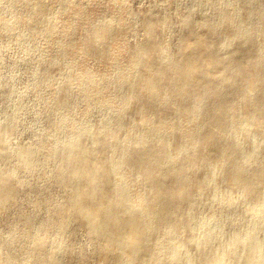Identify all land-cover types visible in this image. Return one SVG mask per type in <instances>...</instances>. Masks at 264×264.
<instances>
[{"label":"rangeland","instance_id":"obj_1","mask_svg":"<svg viewBox=\"0 0 264 264\" xmlns=\"http://www.w3.org/2000/svg\"><path fill=\"white\" fill-rule=\"evenodd\" d=\"M209 21L213 28L207 27ZM251 33L254 38L248 39ZM199 38L215 42L212 74L201 64L200 75L183 96L179 88L170 99L163 93L153 95L156 84L172 73L177 76L178 63L203 52L195 46L183 50ZM151 44L155 48L142 55ZM257 52L264 55V0H0V142L6 145L0 151V171L16 168L12 181L18 185L15 202L0 209L3 260L11 253L15 259L7 264H116L117 254L101 255L104 241L94 240L73 217L61 215L57 226L50 225L46 260H33L37 253L33 255L32 247L57 209L67 208L80 184L79 179L70 187L58 183L57 178L67 174L59 173L63 157L78 136L102 157L98 147L113 128L107 138L110 174L107 180L101 171L96 175L102 186L108 184L121 209L138 213L149 247L133 261L125 255L121 264H221L235 252L242 255L249 242H231L251 222L264 224V215L258 220L245 213L260 202L246 192L251 187L244 178L235 188L230 184L234 173L229 177L227 171L223 179L225 171L215 166L218 140L208 144L215 149L205 152L200 166L183 155L202 152L207 146L201 140L228 132L246 158L260 160L249 162L247 172L264 167V126L246 123L254 109L244 105V76L238 73L233 84L215 76L225 67L237 72L240 60L252 59ZM150 64L171 71L144 85ZM259 90L264 95V85L256 84L246 96L259 99L264 120ZM220 98L227 107L238 105L222 115L229 118L226 128L220 115L209 122ZM158 141L166 146L165 153L147 160L159 162L161 177L175 176L185 165L211 185L188 190L182 203L189 211L184 227L162 216L159 205L168 195L145 201L154 185L133 166L143 156L140 151ZM23 148L33 154L27 165L19 166ZM77 163L72 161L71 168ZM259 188L264 189V182ZM25 216L32 220L30 229L22 222ZM178 217L173 213V220ZM190 233L196 237L187 244ZM255 234L259 239L261 233Z\"/></svg>","mask_w":264,"mask_h":264},{"label":"bare ground","instance_id":"obj_2","mask_svg":"<svg viewBox=\"0 0 264 264\" xmlns=\"http://www.w3.org/2000/svg\"><path fill=\"white\" fill-rule=\"evenodd\" d=\"M206 24V23H205ZM204 24V25H205ZM215 24L213 22L207 23V27L213 28ZM254 33L248 35V39H253ZM197 47L203 50V52L182 60L178 63L177 76L172 73L170 78H167L163 83H158L152 89V94L157 95L163 93L168 99L172 97L173 91L176 88L180 89L181 96L187 93L193 87L194 81L197 80L200 75L199 65L204 64L206 67V72L212 74V69L215 68L216 60L210 57L211 51L216 48L215 42L212 39H197L194 43H186L183 45V50H189L192 47ZM155 48V44H151L148 50H144L142 55L148 54L151 49ZM252 59L247 58L245 60H240L238 66L239 70L237 72L228 69L227 67L216 72L217 77L220 81H229L232 84L235 81V77L240 73L244 76V82L241 84L242 90L245 92L244 105L251 106L252 113L246 118L247 124H252L253 126H264V120L260 116L261 108L259 107V99L257 97L246 96L249 91H252L256 84L264 85V65L259 63L264 58L260 52L253 55ZM174 68V67H173ZM148 70L150 72L149 78L144 79L142 83L147 85L151 79L157 76H163L169 73L171 70L169 67L164 69H157L154 64L148 65ZM210 87V86H209ZM209 87L206 89L208 90ZM166 88V90H164ZM139 96V94H136ZM220 96L219 94H217ZM257 95H263V91H258ZM135 96V93L132 94ZM152 97V96H149ZM152 106V104L150 103ZM238 105H232L227 107L225 102L219 99L217 107L213 110V115L210 116L209 122L215 120L216 116H221L220 123L222 127L229 126V118L223 117L224 113L234 111ZM192 109V107H191ZM114 132V128L112 129ZM113 132L107 133L101 140V144L98 147V152L102 153V157L97 158L94 152H92L88 146L84 145V137L78 136L74 141V146L70 149L68 153L63 157V161L60 164V171L67 172L65 176L58 177L57 181L61 186L70 187L76 179H79L80 184L75 194L71 197V202L68 204L67 208H58L57 215L53 217L49 224H45L42 229V234L36 238L33 242V260H40L43 262L46 260L44 257V249L50 242L51 227L52 225L57 226V221L60 216L63 215L66 219L68 217H73L78 219L85 224V227L94 240H103L105 243V248L103 249L101 255H106L108 252H114L117 254L116 264H121L122 259L125 255H128V259L133 261L138 254H143L149 251L148 244L143 236L142 229L144 228L143 223L139 220L138 213L133 209H121L119 202L112 195L111 189L108 184L105 186L100 184L101 178L98 179L96 172L101 171L105 174L106 180L110 174L109 159L107 158V138ZM264 133V131H263ZM212 140H218L219 145L216 151L219 153V160L216 161L215 166L222 168L225 173L229 172V177L231 173L235 175L231 178L230 184L231 188H235L241 180H246L248 186L251 187L248 194L255 201H259L260 204L253 209H247L245 213L249 214L251 217L261 219L264 215V189L259 188L261 182H264V167L261 170L254 173L249 171L248 163L254 162L258 163L253 157L246 158L237 146V142L232 139L231 136L213 135L207 140H201L202 145H206L207 148L203 149L202 152H191L183 155L184 159H190L193 161V165L200 166L205 158L206 154L210 150H214L213 146L208 144ZM264 144V143H262ZM262 148V147H261ZM166 146L162 141H158L156 144L152 145L148 149H142L143 156L136 161H133V166L140 171L141 174L146 176L150 183L154 185L153 188L147 190V196L145 197L146 202H150V198L154 195L159 196H169L168 199H164L160 205L159 210L165 221L173 222L172 224L177 227H184L187 223L186 214L189 211L183 208L182 203L184 202L187 192L191 189L192 192H196L200 188H208L210 185L206 178H196L193 176L192 172L188 166L182 165L178 168L175 176H170L168 178H163L160 176V165L159 162L149 164L147 160L149 155L164 154ZM6 145L3 141L0 142V151H5ZM33 154L30 148H23L21 150L20 163L19 166L27 165V159ZM129 157L126 160L129 161ZM78 161L76 167L71 168L72 161ZM228 161H233L231 165H227ZM264 164V162H263ZM162 165V164H161ZM16 169V168H15ZM12 172H2L0 171V209L8 204L15 202L18 185L12 181ZM223 175V179L225 176ZM184 176L185 180L179 182L178 179ZM206 176V175H205ZM107 182V181H106ZM47 200H45L46 202ZM48 204V203H47ZM46 204V205H47ZM198 210V209H197ZM173 213H178L179 217L177 220H173ZM64 218V219H65ZM65 219V220H66ZM24 226L30 229L32 226V220L30 216H25L22 219ZM49 225V226H48ZM51 225V227H50ZM61 227V226H59ZM247 230L244 233L237 234L231 244H238L240 242H249L244 248L246 249L241 255L235 252L231 256L227 257L221 264H264V224L261 221L251 222ZM255 233H261L260 238L257 239ZM196 235L195 233H190L187 237V244H192ZM10 257L3 260L2 254L0 255V264H7L6 262L13 261L15 257L10 253ZM54 259L50 256L49 260ZM171 264H180L177 260ZM198 264H206L205 260H200Z\"/></svg>","mask_w":264,"mask_h":264}]
</instances>
